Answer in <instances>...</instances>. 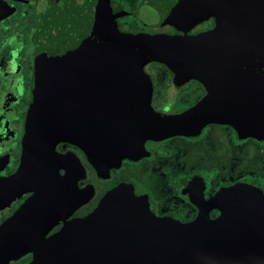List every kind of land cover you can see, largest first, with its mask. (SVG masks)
<instances>
[{"label":"water","instance_id":"1","mask_svg":"<svg viewBox=\"0 0 264 264\" xmlns=\"http://www.w3.org/2000/svg\"><path fill=\"white\" fill-rule=\"evenodd\" d=\"M6 9L0 6V21L12 14ZM45 9L20 165L0 183V208L17 195H34L0 225V264L28 253L29 264H264V194L251 185L208 201L199 192V214L188 223L155 216L131 184L109 191L90 214L67 220L85 199L71 204L70 194L55 187L60 142L108 170L140 158L147 139L191 136L213 123L264 141V0H153L149 25L183 31L174 36L121 32L109 0ZM211 16L212 30L186 34ZM150 63L165 65L178 83L199 81L204 97L177 116L151 114L144 72ZM212 209L220 211L215 219ZM58 218L64 225L47 237Z\"/></svg>","mask_w":264,"mask_h":264},{"label":"flooded vegetation","instance_id":"2","mask_svg":"<svg viewBox=\"0 0 264 264\" xmlns=\"http://www.w3.org/2000/svg\"><path fill=\"white\" fill-rule=\"evenodd\" d=\"M72 0H0V6L6 7V12H11L9 16L0 21V35L4 36V42L0 46V88L5 87L4 94L0 95V183L11 177L18 169L21 160V140L25 123V116L32 100V84L34 77L35 61H36V40L39 34L42 10L45 12L46 6L52 5L56 8L65 7ZM153 0H109L110 14L115 15L117 28L123 33L137 34H168L182 35L183 31L178 30L175 26L169 24L161 26H151L148 22V16L151 14L150 7ZM135 19L142 30H134L132 28V20ZM216 18L214 16L192 26L186 28L187 35H199L212 30L215 27ZM22 25H28V34L23 38L19 33ZM10 30V31H9ZM11 32V35H8ZM25 41L30 46L28 72L26 78L23 76L22 60L23 52L20 50L19 42ZM163 68V69H162ZM144 72L151 80L152 95L149 112L158 116H177L180 115L194 105H196L205 95L204 86L197 80L189 79L185 82L178 83L175 81L171 71L163 64L150 63L144 67ZM163 72H165L163 74ZM167 74V76L165 75ZM160 88V92H159ZM2 94V93H1ZM221 127L231 129L235 139L242 141L248 138H242L232 127L227 125L215 124ZM212 125V124H208ZM206 125V126H208ZM204 126V127H206ZM202 127L200 131L204 128ZM199 131V132H200ZM198 132V133H199ZM195 135L175 134L165 138L147 139L143 142V155L136 159L123 158L115 167L108 170H99L94 167L87 159L81 149L67 142H60L56 145V152L64 157L63 165L60 166L59 177L55 187L62 193L70 194L69 201L74 204L77 198L85 202L75 209L67 220L81 218L90 214L100 203L101 199L112 189L121 184H131L134 192L139 196L147 198L151 211L157 217L175 216L170 211L158 213L151 202L149 196L144 191L136 189L137 184L123 177L124 173H128V169L134 164H140L144 159L152 158L156 153H166L167 147L157 149L158 146L166 143V140L181 136L184 138H195ZM252 139V138H250ZM261 144L264 148V141L252 139ZM242 147L240 143L233 147L239 150ZM165 150V151H164ZM233 152L235 150L231 149ZM234 157L236 153H231ZM235 159V158H234ZM239 157H237L238 160ZM260 174H254L246 171L239 174L236 178L218 179L215 182V173L213 170L192 171L186 170L180 175L175 176L174 185L178 195L188 203L194 210V216L181 223H188L194 220L199 214V206L195 203L199 192H202L204 201L213 198L221 190L233 187L237 184H248L263 191L264 194V159L261 158L257 163ZM83 170V171H82ZM71 175H68V172ZM211 172V173H210ZM67 173V174H66ZM68 175V176H66ZM237 175V174H236ZM66 176V177H65ZM214 180V181H213ZM62 182V183H61ZM34 195L33 191L26 192L15 196L8 200L0 208V225L12 217L20 207ZM63 197L62 206L65 205L68 198ZM70 203V202H69ZM220 215V211L212 209L209 211V217L215 219ZM176 220V219H175ZM46 235L57 232L63 225V218H58ZM33 254L28 253L21 258L24 262L20 264H29ZM19 258V259H21ZM25 258V259H24ZM20 261V260H19ZM18 260L13 263L16 264Z\"/></svg>","mask_w":264,"mask_h":264},{"label":"rangeland","instance_id":"3","mask_svg":"<svg viewBox=\"0 0 264 264\" xmlns=\"http://www.w3.org/2000/svg\"><path fill=\"white\" fill-rule=\"evenodd\" d=\"M131 23L134 30H142L135 19ZM9 31L8 35H11ZM18 31L24 38L28 34L29 26L22 25L21 30ZM4 36L0 35V46L4 42ZM19 44L24 57L22 60L20 59L19 63L23 64V76L26 78L30 46L24 40ZM165 75L167 76V74ZM5 90V87L0 88L2 97H6ZM238 143L242 147L235 150L233 147L237 146ZM154 147L157 149L167 147L168 150L166 153L159 154L156 151L152 158L144 159L140 164H134L131 169H128V173H124L123 177L134 181L137 184L136 189L144 191L149 196L158 213L170 211L175 219L180 221L192 218L194 210L176 192L175 176L186 170L189 172L208 170V173L213 170L216 178L213 184H216L217 178L233 179L239 176L241 172L242 174L246 171L251 172V174H260L257 163L261 158L264 159V148L261 144L250 138L237 142L231 129L214 124L204 127L195 138L175 136L167 139L166 143L161 144V146L154 145ZM231 153H236L239 159L235 160L237 157L234 159ZM258 176L262 177V174ZM18 261L16 264L24 262L22 258Z\"/></svg>","mask_w":264,"mask_h":264}]
</instances>
